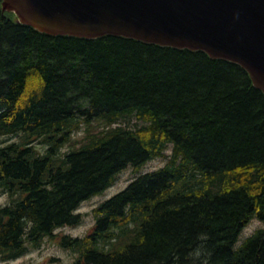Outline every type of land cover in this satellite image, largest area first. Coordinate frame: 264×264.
Masks as SVG:
<instances>
[{"label":"trees","instance_id":"obj_1","mask_svg":"<svg viewBox=\"0 0 264 264\" xmlns=\"http://www.w3.org/2000/svg\"><path fill=\"white\" fill-rule=\"evenodd\" d=\"M159 158L94 209L89 235L64 238L69 264H264V228L240 242L264 223V93L246 70L124 37L50 36L0 1L3 261L78 225L82 202Z\"/></svg>","mask_w":264,"mask_h":264},{"label":"water","instance_id":"obj_2","mask_svg":"<svg viewBox=\"0 0 264 264\" xmlns=\"http://www.w3.org/2000/svg\"><path fill=\"white\" fill-rule=\"evenodd\" d=\"M50 36L124 37L241 66L264 93V0H1Z\"/></svg>","mask_w":264,"mask_h":264},{"label":"rangeland","instance_id":"obj_3","mask_svg":"<svg viewBox=\"0 0 264 264\" xmlns=\"http://www.w3.org/2000/svg\"><path fill=\"white\" fill-rule=\"evenodd\" d=\"M135 122V121H134ZM82 128L74 133L73 141H80L83 137ZM13 137L7 138L6 141L12 140ZM70 146L65 145L62 149L63 152L70 151ZM172 145H170L169 151L171 152ZM168 152V153H170ZM165 160L163 158L151 160L147 162L140 171L136 172L132 167H127L120 171L116 176V180L113 185L106 189L103 193L93 196L80 204L78 213L80 214V223L76 226H67L58 229L53 237L45 238L41 241L39 247L30 246L27 253L18 258L10 264H69L74 261L77 254L74 253L69 246H64V238L69 239H81L89 235L96 223V216L94 209H96L101 203L108 200L118 192L122 191L127 185L141 173L157 170L163 167ZM9 196L0 193V206L7 205L9 203ZM264 228V223L259 220H252L242 231L240 242L242 243L247 237L254 234L257 230ZM0 264H5L0 258Z\"/></svg>","mask_w":264,"mask_h":264},{"label":"flooded vegetation","instance_id":"obj_4","mask_svg":"<svg viewBox=\"0 0 264 264\" xmlns=\"http://www.w3.org/2000/svg\"><path fill=\"white\" fill-rule=\"evenodd\" d=\"M0 258H1V255H0ZM18 258H20V257H18ZM18 258H16L15 260H17ZM1 259H2V258H1ZM15 260H13V261H9V262H5V261L2 260V262H4L5 264H10V263L14 262Z\"/></svg>","mask_w":264,"mask_h":264}]
</instances>
